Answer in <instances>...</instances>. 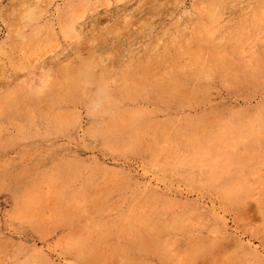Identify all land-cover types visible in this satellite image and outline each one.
Segmentation results:
<instances>
[{
  "label": "rangeland",
  "instance_id": "obj_1",
  "mask_svg": "<svg viewBox=\"0 0 264 264\" xmlns=\"http://www.w3.org/2000/svg\"><path fill=\"white\" fill-rule=\"evenodd\" d=\"M0 264H264V0H0Z\"/></svg>",
  "mask_w": 264,
  "mask_h": 264
},
{
  "label": "bare ground",
  "instance_id": "obj_2",
  "mask_svg": "<svg viewBox=\"0 0 264 264\" xmlns=\"http://www.w3.org/2000/svg\"><path fill=\"white\" fill-rule=\"evenodd\" d=\"M90 70V69H89Z\"/></svg>",
  "mask_w": 264,
  "mask_h": 264
}]
</instances>
